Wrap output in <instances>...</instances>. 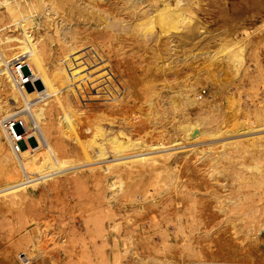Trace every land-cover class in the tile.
<instances>
[{"label":"rangeland","instance_id":"obj_1","mask_svg":"<svg viewBox=\"0 0 264 264\" xmlns=\"http://www.w3.org/2000/svg\"><path fill=\"white\" fill-rule=\"evenodd\" d=\"M195 1L188 31L199 25L219 35L214 39L196 38L178 44L174 33L180 31L173 26L163 30L155 23L151 29L141 30L156 5L154 0H97L96 4L80 0L86 7L89 5L90 12H94L93 8L99 11V21L86 13L78 18L65 14L55 18L50 14L54 24L62 25L63 32H67L66 46L86 52L76 57L78 66H73L71 57L64 63L67 85L65 81L57 88L61 93L66 86L68 100L62 105L58 99L54 107L72 106L79 111L75 118L86 125L102 118L107 109L115 110L131 121L137 139L139 135L142 139L145 131L160 135L185 115L198 121L204 130L246 129L235 120L243 118L245 124L249 117L255 120L254 125L263 124L257 114L264 105V0ZM5 15L0 10V28L9 26ZM32 19V25L39 22L42 30L32 26L22 32L11 26L0 35L22 37L25 45L35 40L34 47L38 49L43 42L37 38L44 29L48 49L46 56H38V61L53 75H60L56 64L61 50L51 37L54 24L46 22L43 9ZM231 42L234 51L226 50ZM54 88L55 85L50 90ZM170 98L178 104L177 113ZM14 117L17 118L8 116L12 120ZM32 124L30 135L38 131ZM22 125L19 122L15 132L23 133ZM239 130L234 131L236 135L244 132ZM84 133L81 131L78 141L72 142L73 147L81 146ZM144 139L146 144L150 141L148 145L158 141L156 136ZM27 142L37 147L35 138L28 137ZM19 145L27 147L23 140ZM243 145L227 158L211 154L218 158L215 162L207 158L195 164L196 155H191L188 161L197 165H192L197 176L189 177L183 172L179 181L182 193L179 190L177 194L163 186L159 174L139 169L126 170V188L116 192L109 203L104 198L106 176L98 171L71 174L69 183L52 198L42 196L48 186L42 184L31 201L18 198L14 209L0 215V258L8 242L21 238L19 244H14L18 251L15 264H28L25 247L20 245L33 230L44 235L48 247L41 244L39 256L29 264H115L111 248L115 237L134 242L129 252L120 256V264L155 260L161 264H264V230L259 232L264 221V155H245L243 148L252 151V142L245 141ZM221 170L228 172V177L221 175ZM259 180L262 185L255 183ZM128 185L136 192H130ZM28 201V206L41 212V216L28 215L33 220L31 226L26 224ZM47 224L50 225L45 228ZM33 253L37 254L35 250Z\"/></svg>","mask_w":264,"mask_h":264},{"label":"bare ground","instance_id":"obj_2","mask_svg":"<svg viewBox=\"0 0 264 264\" xmlns=\"http://www.w3.org/2000/svg\"><path fill=\"white\" fill-rule=\"evenodd\" d=\"M79 1L0 0V10L6 14L5 16H7L10 22L9 26H4L6 28H0V32L8 30L11 26L19 28L22 32L29 30L32 26L35 29L42 30L39 22H34L32 25V18L36 16L39 9H43L46 22L52 24L55 21L51 18L50 14L55 15V18H58L60 14L78 18L86 13L87 17L95 18L98 21L102 20L98 16L99 11L97 9L93 8L94 12H90L91 8H88L89 5L86 7V4L83 2L79 3ZM92 1L95 4L97 3V0ZM154 2L156 5L152 12L148 11V15L150 12L151 15L147 18L148 20H145V26L140 28L139 26L144 25L143 23H138L140 25L135 24L138 25H134L135 28H138L136 30H143L144 28L151 29L155 23L157 25L159 24L162 28L165 26L166 28L173 26L172 29L175 27V31H180L174 33L178 44L189 42L196 38L214 39L219 36L215 33L210 34L208 30H204L199 25L196 26V29L188 31L187 27L190 23L189 14L196 3L195 0H154ZM54 25L51 28V37L61 50V56L58 59L59 64H56L59 67L57 73H60V75H53L47 68H43L38 61V56H46V50L48 49V44L45 42L47 36L45 33H42L44 29L43 31L40 30L42 36L39 35L37 38L39 39L40 37V41L43 42L42 47L38 49L34 47L37 45L35 40L30 42L29 45H25V40L22 37H3V35H0V215L14 209L17 205L16 199L18 198L22 201H31L30 199L35 196L38 186L42 184H48L46 191L41 193L42 196L46 198L56 196V194L60 193L62 187L67 185V182L69 183L71 174L74 175L81 170H87L89 174L92 173L90 171H98L106 176L105 184L107 191L104 198L109 203L116 192L123 191L126 188L125 179L128 177L127 169L146 170L159 174L163 181H161L163 186L167 185L166 187H170L177 194L179 190L182 193V186L181 188L179 187V181L182 178L181 174L184 172L189 177H196L197 170L195 171L192 165L195 167L197 166L195 165L197 161H203L207 158H210L211 161H216L218 158L211 156V154L218 153L219 156L217 157L227 158L232 151L240 149L245 141H249L252 142V146H250L252 151L249 148H243V154L247 155L249 152H255L264 155V123L254 125L255 120L253 121L252 117H249L247 122L242 124L243 121L241 119L243 120V118L240 117L241 119L238 122L241 121V123H238L236 122L238 120L236 118L238 117L235 115V124H241L239 127L246 125V129H243L245 126L241 129L244 132L238 129L242 132L238 135H236L238 130H234L236 131L234 132L229 130L228 126L227 129L225 128L226 130L222 128L204 130L200 127L198 121H194L189 118L190 116L187 117L185 115L182 119L178 120L175 119L177 117H174L176 121L173 127L166 131L164 130V132L162 131L160 135L154 134L158 132L152 133L145 131L144 137L140 139L139 135V139H137L138 136L137 138L134 136L131 121L126 116H121L115 110L107 109L105 113L103 112L104 116L102 118H95L97 122L92 119L94 122H88L86 125L82 122L83 120H79V118L77 120L75 118L78 116L79 111L72 106L54 107L56 100L59 99L62 105L68 100V96H65L66 86H62L63 88H61L65 93L58 91L60 85L67 80L63 78L66 77L63 74L65 72L64 63L69 60L67 58L71 57L72 64L76 67L80 64V61L76 57L86 54V52L78 50L75 46H66L67 42L64 38L67 32H63L62 25ZM198 30L200 31L199 33ZM25 46L27 47L25 48ZM233 46L234 44L231 42L226 50L233 48L231 51H234ZM224 51L225 48L222 52L224 53ZM19 57H23V63L28 65L33 72V75H31L32 83L29 85H21L16 81L15 76L12 75L11 62ZM90 62L94 64V60H90ZM34 82H37L38 85L33 84ZM54 85L56 88L50 90ZM65 85H67V81ZM170 103L167 104L168 107L170 108L172 106L174 112H176L178 104L175 98L173 100L171 99ZM24 112L25 114H22ZM12 115L17 116V118L14 117L16 118L14 121L23 122L25 136L23 135L22 139L27 144L26 148H21L20 143H16L15 134L17 133L14 130L15 128L10 126L4 127V122L9 119L8 116L10 117ZM52 115L54 116L53 118ZM257 115V119L260 118L264 121V105ZM32 122V125L38 131H34L30 135L28 132L31 130ZM83 123L84 127H82ZM81 131L85 132L84 139L80 142L81 146L73 147L72 142L78 141ZM155 136L158 138L156 143L151 141L152 144L150 143L151 145H148L150 141L148 140V144L144 141V138L153 139ZM28 137L35 138L37 143L36 148H32L30 143L27 142ZM88 152H93L94 154L90 156ZM191 155H196V161L194 160L195 164L188 161ZM239 155L242 156V154ZM220 173L224 177H228V172L221 170ZM72 180L74 181V179ZM72 180L70 183H73ZM101 180L100 182L103 181ZM261 182L259 180L255 183L262 185ZM127 188L132 193L136 192L133 189L134 187L130 185ZM29 201L27 205L25 202L24 204L26 206L30 205L31 203ZM32 206L25 208L27 225L33 222L28 216L29 214L36 213L38 215L39 213L40 215L41 213ZM219 210L221 211L220 207ZM49 225L47 224L44 227L47 228ZM259 226V232L261 233L264 230V221ZM112 228L115 230L117 227ZM30 231H32L31 236L29 238H22L20 245H24L25 247L24 250H26V255L28 256V264L32 258H37L41 244H43V248L48 247L43 234L40 235L33 232V230ZM20 239H15L10 243L8 242V246H6L7 244L5 245L6 248H4L3 255L0 258V264H15V257L18 256V251L15 250L14 244L17 241L19 244ZM132 245L134 246V242L131 238H127L126 240V238L119 239V237H115L113 239L111 243L112 247H110L114 251L113 260L115 264H120V256L125 253L127 254ZM121 247L122 249H120ZM34 250L37 252V254L35 253L36 255L33 253ZM23 255L25 256V254ZM152 263L161 264V261L155 260ZM152 263L146 262V264ZM40 264H44L43 261Z\"/></svg>","mask_w":264,"mask_h":264},{"label":"built area","instance_id":"obj_3","mask_svg":"<svg viewBox=\"0 0 264 264\" xmlns=\"http://www.w3.org/2000/svg\"><path fill=\"white\" fill-rule=\"evenodd\" d=\"M24 59L23 57H19L17 59H15L14 61L11 62V72L12 75L15 76V79L18 83H20L21 85H29L31 84V75H33L32 70L30 69V67L26 64L23 63ZM27 69V73L24 72V70ZM19 122L14 121L12 119H7L4 122V127H17ZM23 126V125H22ZM17 134H15V139H16V143H21L22 142V136L25 133V129L23 126V133L22 132H16Z\"/></svg>","mask_w":264,"mask_h":264}]
</instances>
